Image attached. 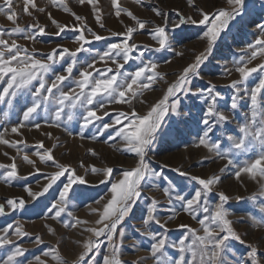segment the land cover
Returning <instances> with one entry per match:
<instances>
[{"label":"snow or ice","instance_id":"snow-or-ice-1","mask_svg":"<svg viewBox=\"0 0 264 264\" xmlns=\"http://www.w3.org/2000/svg\"><path fill=\"white\" fill-rule=\"evenodd\" d=\"M135 2L143 4L145 0H135ZM78 3L81 6L90 5L95 14L96 23L104 28L98 0H78ZM50 4L70 13L79 23L71 26L62 24L53 19L51 12L46 8L39 7L35 0H23L24 14L32 17L35 12L44 13L55 25L57 30L54 33H47L46 26L38 22L30 23L27 28L21 27L17 23L20 17L13 6L14 0H4L3 5L0 6V13H5L7 20L15 25L10 30L0 25V86H2L0 87V103L11 108L14 102H19L18 97L26 100L22 109V118L11 127V132L21 133V129L29 124L38 130L41 128V120L45 124L51 122L56 127L63 125L67 130L71 123L76 121L79 124V136L82 140L87 138L85 133L90 127L96 129L91 136L92 140L99 139L112 129L105 143L114 141L112 147L116 151L131 153L136 157L135 165L121 169V174L116 177H114L113 167L93 166L87 170L102 176L99 180L100 184L110 183L111 185L107 193L94 200V203L100 207L92 208L91 211L96 213L98 218L94 222L95 226H88L89 221L75 217L69 210L70 204L72 207L77 206L69 198V193L74 185L87 184L89 181L85 179V175L77 174L76 169L70 164H62L54 158L55 144L48 148L41 141L35 146L37 150L34 155L39 158V161L44 164L51 162V165L58 170L45 174L47 183L41 191H33L30 186L25 185L29 200L42 197L61 177H64L67 182L63 184L58 197L50 203V206H46L45 215L62 221L65 228L75 229L78 225L83 226V231L88 233L82 244V250L71 264H88L91 254L98 252L104 241L107 242L108 251L103 257V264H125L121 256L126 238L123 228L126 218L133 215L145 188L161 190L159 181L162 172L150 166L147 159L148 153L157 139V133L165 117L169 112L178 114L182 98L188 95L199 97L205 103L203 117L197 122L196 147L202 146L212 153L215 159L225 162L219 169L220 173H224L231 167L237 182L242 183V178L248 176L259 183L262 190L260 195L264 196V23L256 24L259 35L253 42L248 43L246 48L240 49L243 54L233 60V68H225L224 72L225 75H231L233 71L238 73V78L232 79L228 85L233 90L229 111L234 113L245 99L249 102L248 111L243 113V122H236L238 134H232L225 127L233 122L234 116L220 110L218 101L223 97L216 90L217 85L209 82L206 88L193 87V79L200 76L201 66L212 55L222 34L226 35L230 31V25L233 22L239 23L237 18L242 20L250 11L246 0H227V7L217 8L215 11L196 6L193 15L177 12V21H170L168 14L160 7L151 9L154 13L153 17L141 19L129 8L123 7L120 0H112L116 17L119 18L124 13L135 21V27L126 26L123 32L111 31V37H118L119 41L108 43L106 50L102 53L96 52L100 61L107 63L111 60L116 65L115 71L111 67L103 70L96 68V59L91 61L77 59L79 53L93 51L86 45H90L93 41H107L109 37L93 31L85 23V17L72 11L65 0H50ZM188 4L194 5L195 0H188ZM156 18H159V23ZM184 25L204 26L202 36L199 37L206 44L204 51L184 67L173 82L168 84L163 97L155 102L146 114H138L132 107L127 112H116L110 122H104V117L110 115L106 105H131L133 100L143 96L145 91L151 90L157 79H163V74L157 71L158 63L153 59H146V53L175 51L172 47L174 37L171 33ZM146 26H149L151 38L158 46L138 45L133 39L134 33L145 30ZM66 30L77 33L74 39L79 46L75 50L57 45L50 52L44 53L34 47L30 48L18 43L14 38L35 41L37 36L59 37ZM129 41L132 42L129 43ZM176 54L183 55V53ZM129 61L137 62L135 70L121 71ZM78 64L86 66L81 68ZM253 64L254 66H250ZM57 66L62 67L66 74L55 71ZM74 68L78 76L73 75ZM253 74H256V77L250 80ZM65 81H68L67 85ZM66 87L68 91L64 90ZM100 110H103L102 115L97 114ZM7 132V128L0 131V144L15 149L17 154L29 147L23 140L5 138ZM118 145L121 146L118 147ZM92 154L95 155L94 150ZM4 155L9 154L5 152ZM242 155L252 158L240 162L238 158ZM10 160L11 163L8 164L0 163V170H2L0 179L5 183L26 180L27 177L21 175L18 170L17 156H10ZM22 160L32 166L35 172L41 171L37 167V161L31 159L26 152ZM175 171L187 178L189 186L184 191L171 182L163 187L162 192L166 197L167 210L170 213L163 219L159 216L160 201L154 197L148 198L151 202L146 207L140 228L135 230L141 237L151 241L148 246L150 257L142 259L151 258L154 264H264V257L259 254L258 245L248 244L249 250L243 256H238L237 250L232 246L233 241L241 245H244L246 241L233 226V221L230 219L232 213L226 207L233 197L225 191H216L222 182L221 176L216 174L201 176L181 171L180 168H176ZM32 174L29 173V175ZM164 179L167 178L164 177ZM213 193L217 197L215 201L210 199ZM106 197L110 198L106 200ZM234 199L242 201L245 197L236 195ZM248 199L256 201L257 198L253 194ZM102 201L105 202L101 205ZM25 206L26 201L23 197L6 199L5 203H0V215L8 214L6 208L9 212H15L18 209H24ZM259 212V217L250 214L249 218L251 224L261 230L258 239L261 244H264V203L260 204ZM182 213L195 220L199 227L194 228L182 223L179 227L185 230L184 233L173 240L169 236L171 229L167 227V224ZM152 224L158 225L162 231H152ZM13 236L17 239H12ZM28 236L30 234L19 222L9 223L0 229V249H5L6 246L10 248L3 258H0V264H33L32 260L21 259L25 257L28 249L19 241ZM102 237L104 240H101ZM33 243L44 244V240L36 236ZM140 246L141 242L133 238L130 247L139 250ZM42 255L52 256L58 264H69L60 255L59 243L44 251ZM34 260L39 264H47L46 261L41 260L40 256L34 257Z\"/></svg>","mask_w":264,"mask_h":264},{"label":"rangeland","instance_id":"rangeland-1","mask_svg":"<svg viewBox=\"0 0 264 264\" xmlns=\"http://www.w3.org/2000/svg\"><path fill=\"white\" fill-rule=\"evenodd\" d=\"M35 2L39 7H44L47 11L51 12L52 18L62 24L71 26L79 23L75 21V18L70 13L64 12L58 6L51 5L50 0H35ZM65 2L72 11L85 17V23L93 31L109 37L107 41H93L90 45H86V47L93 49V51L90 53H79L77 59L89 61L96 59V68L103 70L106 67H111L115 71L116 65L111 60H108L107 63L100 61L96 56V52L102 53L106 50L108 43L119 41L120 38L111 37V31L123 32L126 30V26L135 27V21L131 20L124 13L121 14V17H116L112 0H98L102 10V22L105 25L104 28H101L95 21V14L91 10L90 5L85 4L81 6L78 0H65ZM3 3L4 0H0V6ZM120 3L123 7L129 8L141 19L153 17L154 13H152L151 9L153 7H160L168 14L170 21L178 20L177 12L193 15L196 6H201L206 10L212 11L228 6L227 0H195V4L191 6L188 4V0H145L143 4H137L135 0H120ZM246 3L250 11L244 15L242 20L237 18L239 23L233 22L230 25V31L226 35L222 34V38L217 41V45L212 51V55L201 66L200 76L193 79L194 88H206L209 86V82L217 85L216 90L223 97V99L218 101L220 110L224 111L225 114L234 116L233 122L225 125L232 134H238L236 132V122H243V113L248 111L249 102L245 99L234 113L229 111L233 90L228 85H230L232 79L238 78V73L233 71L231 75H225V68H233V60L243 54L240 52V49L246 48L247 44L253 42L256 36L259 35L256 24L264 23V0H246ZM13 6L20 17L17 23L21 27L27 28L30 23L38 22L46 26L47 33H54L57 30L55 25L51 23L44 13L35 12L32 17L24 14L22 12L23 0H14ZM156 20L157 23L160 22L159 18H156ZM0 25L6 30H10L15 26L11 21L7 20L5 13H0ZM203 30L204 26L201 25H184L171 33L174 37L172 47L175 51L163 50L161 52L153 51L146 53V59L150 58L158 63L159 67L157 71L163 74V79H157L152 89L145 91L143 96L133 100L131 105H106V110L109 111L110 115L104 117V122H110L116 112H127L132 107L135 108L138 114H146L150 107L163 97L168 84L173 82L182 72L183 68L193 62L195 57L204 51L206 44L199 39L202 36ZM76 34L72 30H66L59 37L55 35H43L37 36L35 41H24L22 38H14L17 39L18 43L25 44L30 48L34 47L39 52L47 53L57 45L75 50L79 46L74 39ZM133 39L138 45L147 44L153 47L158 46L151 38L149 26H146L145 30H138L137 33H134ZM131 42L129 41V43ZM176 53H183V55H177ZM120 62L123 63V61ZM254 64L250 66H254ZM84 66L86 65L78 64V67L82 68ZM136 66L137 62L129 61L121 71H134ZM55 71L66 74L60 66H57ZM73 75L78 76L75 68ZM255 77L256 74H253V78H250V80ZM65 84L67 85L68 81H65ZM64 90L68 91V88L66 87ZM17 99L19 102H14L11 108L7 107L4 103H0V131L7 128L8 132L5 134V138L23 140L29 147L17 154L15 149L0 144V163H11L10 156H17L16 162L18 170L27 179L16 180L11 183H5L4 180L0 179V203H5L6 199L9 198L23 197L26 201V206L24 209H18L15 212H9L6 208L8 214L0 215V229L14 222H19L24 225V230L30 236L24 237L19 241L23 247L28 249L25 257L21 258L22 260H32L33 264H39V262L34 260V257L40 256L41 260L46 261L47 264H58L52 256L45 257L42 253L55 247L59 243L60 255L71 264V261L82 250V244L87 238L88 233L83 231V226L78 225L75 229L71 227L65 228L62 221L51 219L48 215H45L46 206H50V203L58 197V193L62 190L63 184L67 182L64 177H61L42 197H39L37 200H29L25 191V185L30 186L33 191H41L47 183L45 174L58 170L51 165V162L44 164L39 161V158L34 155L37 150L35 146L41 141L48 148H51L55 144L56 147L53 148L54 158L62 164H70L76 169L77 174L85 175V179L89 181L87 184L74 185L72 191L69 193V198L77 205L76 207H72L70 204L69 210L73 212L75 217L89 221L88 226H95L94 222L98 218V215L91 211L92 208L100 207V205L94 203V200L107 193L111 185L110 183L100 184L99 180L102 179V176L93 174L87 170L93 166L98 168L113 167L114 177H116L121 174V169L133 167L136 163V157L131 153L116 151L112 147L114 141L105 143L112 129H109L99 139L92 140L91 136L95 133L96 129L90 127L85 133L87 138L82 140L79 136V124L76 121H73L70 127L65 130L63 125L56 127L51 122L45 124L41 120V128L38 130L29 124L26 128L21 129V133H12L11 127L15 126L22 118V109L26 103L23 97H18ZM204 108L205 103L199 97L188 95L182 98L178 114L169 112L165 117L161 129L157 133V139L147 157L150 166L162 172V177L159 181L161 190L145 188L141 199L133 211V215L126 218V223L123 225L126 238L121 256L125 264H154L151 258L147 260L142 259L144 257H150L148 246L151 241L146 237H141L135 230L141 226V220L145 214L146 207L151 202L148 199L149 197H154L160 201L159 206L161 211L159 212V216L162 219L170 215L167 210L166 197L162 192L163 187H166L171 182L181 191H184L189 186L187 178L180 176L175 171L176 168L201 176H211L213 174L221 176L222 182L216 191H225L226 194L233 197L226 207L232 213L230 219L233 221V226L246 241L244 245L233 241L232 246L237 250L238 256H243L249 250L247 247L248 244H256L258 245L259 254L264 257V244H261L258 239L261 230L255 228L249 218L250 214L259 217L260 204L264 203V196L260 195L262 191L260 184L251 180L248 176L242 178V183L237 182L231 167L224 173H220L219 169L223 167L225 162L215 159L212 153H209L202 146L196 147L198 142L197 122L203 117ZM65 111L67 113V109ZM102 112L103 110H100L97 114L102 115ZM5 113H7V116H5ZM69 132H71V135H69ZM120 146L118 145V147ZM93 150L95 151V155L92 154ZM5 152L9 155L5 156ZM25 152L31 159L37 161V167L41 169L39 173L35 172L32 166L22 160ZM251 158V156L242 155L238 160L242 162L245 159ZM81 163H83V167H81ZM29 173L33 174L29 175ZM164 177L167 179L165 180ZM192 187L194 189L195 185L193 184ZM253 194L256 195V201L248 199ZM236 195L243 196L245 199L236 201L234 199ZM108 198L110 197H106L105 199L107 200ZM210 199L215 201L217 199L216 194L213 193ZM104 202L102 201L101 205ZM64 219H67V217H64ZM182 223L194 228L199 227L195 220L187 214L182 213L175 220L169 221L167 224V227L171 229L169 232L171 239H178L184 233L185 230L179 227ZM50 229L54 230V232ZM151 230L162 231L155 224L151 225ZM141 231H143L142 228ZM36 236H40L44 240V244L33 243ZM11 238L14 240L17 239L14 236ZM133 238L141 242L139 250H134L130 247ZM101 240H104V238L102 237ZM9 250L10 248L7 246L5 249H0V258H3ZM107 251V242L104 241L99 251L91 254L88 264H103V257L107 254Z\"/></svg>","mask_w":264,"mask_h":264}]
</instances>
